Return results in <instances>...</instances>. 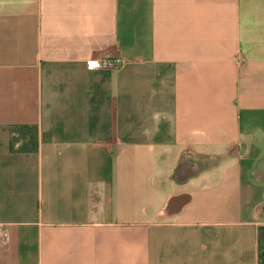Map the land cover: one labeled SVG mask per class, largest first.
I'll use <instances>...</instances> for the list:
<instances>
[{"label": "crops", "instance_id": "obj_1", "mask_svg": "<svg viewBox=\"0 0 264 264\" xmlns=\"http://www.w3.org/2000/svg\"><path fill=\"white\" fill-rule=\"evenodd\" d=\"M0 224V264H264V0H0Z\"/></svg>", "mask_w": 264, "mask_h": 264}, {"label": "built area", "instance_id": "obj_2", "mask_svg": "<svg viewBox=\"0 0 264 264\" xmlns=\"http://www.w3.org/2000/svg\"><path fill=\"white\" fill-rule=\"evenodd\" d=\"M124 60L120 57H102L99 59L87 60V65L91 69H118L124 65ZM7 240V231L5 227L0 224V241Z\"/></svg>", "mask_w": 264, "mask_h": 264}]
</instances>
